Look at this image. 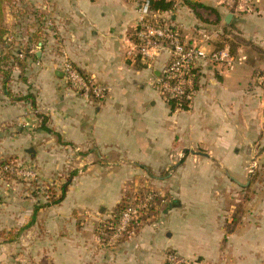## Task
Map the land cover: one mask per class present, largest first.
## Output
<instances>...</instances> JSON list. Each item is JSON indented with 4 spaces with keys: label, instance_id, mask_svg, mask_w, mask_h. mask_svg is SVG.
Instances as JSON below:
<instances>
[{
    "label": "crops",
    "instance_id": "obj_1",
    "mask_svg": "<svg viewBox=\"0 0 264 264\" xmlns=\"http://www.w3.org/2000/svg\"><path fill=\"white\" fill-rule=\"evenodd\" d=\"M194 1L219 19L206 29L207 51L225 29L240 45L264 46V0ZM3 14L0 51L23 66L10 68L9 84L18 97L32 95L34 107L0 95V160L29 161L45 184L58 170L69 177L63 201L40 209L30 227H0V264H165L169 251L210 264H264V64L225 73L201 62L191 105L171 110L155 90L167 51L150 63L133 57L135 0H9ZM171 21L186 40H202L206 23L189 8ZM56 46L107 89L103 100L73 93L59 76ZM42 117L50 132L40 129ZM19 186L5 197L15 222L31 219L37 205ZM147 190L172 200L155 211L158 224L99 244V223Z\"/></svg>",
    "mask_w": 264,
    "mask_h": 264
},
{
    "label": "built area",
    "instance_id": "obj_2",
    "mask_svg": "<svg viewBox=\"0 0 264 264\" xmlns=\"http://www.w3.org/2000/svg\"><path fill=\"white\" fill-rule=\"evenodd\" d=\"M174 12H168L167 18L150 10L148 0H135L137 6V23L135 40L133 43V57H139L142 62L150 63L158 55L160 49L168 53V62L160 70L155 80V90L167 103L174 101L177 106L185 104L187 109L191 105L196 93L199 64L208 62L219 66L221 72L232 71L242 65L245 56L235 57L228 46L221 50L215 48L207 51L202 41H208L205 30H201L200 42L188 41L171 21V16L180 8L181 0H173ZM248 2L249 0H244ZM165 14V13H163ZM161 20L153 23L150 20ZM60 71L66 79L73 93L88 101L99 102L105 98L107 89L96 84L90 78L83 76L71 63L66 53L61 51ZM260 84L264 88V74L259 75ZM3 161V160H0ZM7 163L0 166V184L12 185L23 182L35 185V190L47 188L39 172L29 161L7 159ZM45 193V192H43ZM50 197L43 196L46 203ZM161 191L147 190L133 194L120 202V209L98 225L97 242L101 245H114L119 240L134 236L145 224L154 227L158 224L155 211L160 205L171 202ZM165 264H210L197 258L186 259L175 252L165 254Z\"/></svg>",
    "mask_w": 264,
    "mask_h": 264
},
{
    "label": "trees",
    "instance_id": "obj_3",
    "mask_svg": "<svg viewBox=\"0 0 264 264\" xmlns=\"http://www.w3.org/2000/svg\"><path fill=\"white\" fill-rule=\"evenodd\" d=\"M9 0H0V44H2L3 41V36L5 34V29L3 27V20H4V14H3V9H4V5L8 2ZM149 2V8L151 11L157 13V14H163V13H168V12H174L173 10V6H174V1L173 0H148ZM180 7L181 6H185L187 8H189L193 14L195 15V17L197 19H199L200 21L206 23V24H210V25H215L219 23V19L217 14L215 13V11L210 8V7H206L204 5H202L199 2H196L194 0H181V2L179 3ZM203 11V13L205 15H210L212 14L213 16H215L217 19L215 22H209L207 21L203 16L200 14V12ZM151 22H155V23H162L161 20H150ZM231 25H228L227 27H230ZM135 29L132 32V36L131 39L133 40V42H136L135 40ZM238 42H241V39H237ZM238 42H236L234 39L232 41H228L227 39L223 38V35L220 36L219 40L217 41V43L214 45L216 50H221L224 47L228 46L230 49V53L232 55L235 56L234 52L237 50V47L240 46L238 44ZM238 44V46L236 45ZM237 46V47H236ZM136 59L139 60V57H136ZM10 61V62H9ZM0 79H1V84H2V89H3V93L4 96L6 98H8V100L10 102H21V101H28L31 100V105L32 107H34V99L32 97V95L28 94L26 96H16L13 95L12 92L8 91L6 89L5 86H7L9 84V80H10V68L13 65H17L20 66L23 69V66H21V61L18 59L17 56L12 57V59H10V57H6V58H2V60L0 61ZM264 73L260 74L263 75ZM198 78L199 75L197 76V80H195L196 83V88L198 89ZM168 105L170 107L171 110L174 109H180V110H186L187 107L185 104H182L181 106H177L176 103L174 101H168ZM40 117V116H39ZM46 123V119L44 117H42L41 120V126L40 129L44 132H50V130L45 126ZM7 163L6 160L0 161V166H3ZM32 186H35L34 184H32ZM65 191L66 188L65 186L61 187L60 193L58 196L56 195H51L50 199L46 202V203H41L39 205L34 206L33 209V213L31 216V219L29 221V223L27 224V227H30L33 222H34V218L35 215L37 214V212L42 209V208H50L53 206H57L59 205L63 199H64V195H65ZM120 204L117 206L116 208V212L120 209ZM233 225L236 223V220L232 221ZM229 232V231H228Z\"/></svg>",
    "mask_w": 264,
    "mask_h": 264
},
{
    "label": "rangeland",
    "instance_id": "obj_4",
    "mask_svg": "<svg viewBox=\"0 0 264 264\" xmlns=\"http://www.w3.org/2000/svg\"><path fill=\"white\" fill-rule=\"evenodd\" d=\"M201 13H203V11H201ZM204 16H206V15L204 14ZM28 25H31V24H28ZM200 25L203 29H205V31H207L206 29L211 27L210 25L203 24V23H200ZM50 27H52V29L54 28L53 25H51ZM222 35H223V38L227 39L228 41H232L234 39L236 42H238L237 41L238 37L233 36L234 34H231L230 30L225 29V31L222 33ZM227 35H230V37L226 38L225 36H227ZM238 44L240 45L241 43L238 42ZM238 44H236V45L238 46ZM60 49H61L60 47L56 46V48H54V50H53V52L56 54V56H54L56 58V61L60 58V55H61ZM255 49L260 50V52L256 51ZM2 53H3V51L2 52L0 51V61L4 57V54H2ZM234 54H235V57L245 56V58H246L245 62L247 61L248 64H254L256 66H262L264 64V46H259L258 44H253L251 42L242 43V45L237 47V50L234 52ZM58 61H60V59ZM229 72H231V71H229ZM225 73H228V72H225ZM10 76H11V73H10ZM10 85L11 84H8V86H5V87L8 91L12 92ZM0 95H4L3 89H2V84H1V79H0ZM13 95H17V94L13 93ZM254 169L255 168H253L252 170H254ZM252 170H251V172H252ZM67 174H68L67 171L63 173L62 171L58 170L53 176L54 177L53 179H55V180H52L51 183L46 184L45 186L47 188H42L41 190H35V186H32V185L29 186L23 182H21V183L16 182V183H13V185L0 184V197L2 195H6V196H4L3 199H0V227H27L26 223H28L29 222L28 220L30 219L28 216H26V217H24V219L22 218V219L18 220V222H15V219L17 218L15 216V214L14 213H12V215L7 214V213H11V212L9 210H5V209L9 208V206H10L5 201V197H11L12 196L8 191H13L14 187H16L18 185H20L19 187H25L27 189L25 192L30 197H32L34 201H36L35 203L37 205H39L41 203H44L43 202L44 194L48 195L49 197H51V195L58 196L60 193L61 187L65 186V188H67V179L69 177V176H67ZM56 182H57V186L55 184ZM43 192H45V193H43ZM7 194H10V195H7ZM207 196L209 197V193ZM11 202H12V204H15V203H13L14 201H11ZM208 210H209L208 208H202L200 210V212L204 213V215H206ZM5 211H8V212L6 213ZM2 237H5V235L0 233V240L3 239Z\"/></svg>",
    "mask_w": 264,
    "mask_h": 264
},
{
    "label": "water",
    "instance_id": "obj_5",
    "mask_svg": "<svg viewBox=\"0 0 264 264\" xmlns=\"http://www.w3.org/2000/svg\"><path fill=\"white\" fill-rule=\"evenodd\" d=\"M231 18H232V15H230V14L227 15V17H226L225 20H224L225 24H229ZM4 37H5V34H4L3 38H4ZM59 76H60V77H63L62 74L59 75ZM27 153H31L32 156H33L34 151H33V149H29V150H27ZM227 176L230 177L228 174H227ZM230 178H231V177H230ZM232 180H233V179H232ZM238 184H239V183H238ZM239 185H241V184H239Z\"/></svg>",
    "mask_w": 264,
    "mask_h": 264
}]
</instances>
